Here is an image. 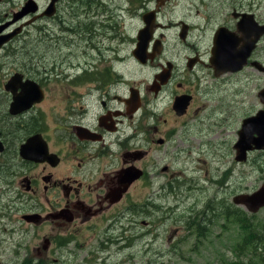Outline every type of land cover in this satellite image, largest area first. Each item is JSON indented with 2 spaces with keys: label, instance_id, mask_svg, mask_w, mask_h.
<instances>
[{
  "label": "flooded vegetation",
  "instance_id": "1",
  "mask_svg": "<svg viewBox=\"0 0 264 264\" xmlns=\"http://www.w3.org/2000/svg\"><path fill=\"white\" fill-rule=\"evenodd\" d=\"M33 1L36 12L7 27L20 6L0 22V264H100L109 250H140L137 243L149 251L151 241L163 239L167 196L185 203L190 216L178 222L184 218L199 237V224H189L198 201L190 203L203 187L193 172L170 174L166 183L163 174L169 162L191 165L193 152L203 153L210 140L197 136L224 130L228 110H209V125L201 117L206 76L224 79L261 62L264 36L241 71L215 76L210 61L219 31L239 38L248 15L263 25L253 6L57 0L48 15L50 0ZM144 30L140 61L135 52ZM13 103L21 108L14 114ZM241 125L228 154L209 148L229 163L214 168L209 187L231 188L229 158L235 162Z\"/></svg>",
  "mask_w": 264,
  "mask_h": 264
},
{
  "label": "rangeland",
  "instance_id": "2",
  "mask_svg": "<svg viewBox=\"0 0 264 264\" xmlns=\"http://www.w3.org/2000/svg\"><path fill=\"white\" fill-rule=\"evenodd\" d=\"M25 1L5 0L1 2L0 22L3 23L6 20V14L7 21L10 20L11 12L24 6ZM37 1L40 5L45 3V0ZM247 1L253 6L257 17L264 21V0ZM45 25H48L47 22ZM31 36L35 37L36 35L31 34ZM35 48L36 46H34ZM261 49L260 57L264 65V38ZM76 51L80 52L78 49ZM73 61L74 63L82 62V58L79 57L78 60L74 59ZM144 79L145 77L140 76L138 82L141 83ZM263 87L264 74L249 68L241 73L224 77V79H215L211 75L206 76V84L202 89H206L210 93L200 96L201 103L207 110L205 113L200 111L201 117L209 125L212 123L209 110H228L224 115L225 131L215 127L207 138L197 136L202 143L208 138L210 140L203 153L198 154L197 151H194L191 165L183 166L182 162L177 164H169V162L170 171L163 174V183L168 181L170 174H179L180 171L193 172L191 176L199 180L203 189L198 194H193L190 206H193L194 201H198V204L195 206V215L189 223H198L199 226H202L204 223L201 220L205 221V227L199 237L197 228L189 230L184 218H180L178 222L181 214H184L185 218L190 216L185 203H176L172 196H167L163 199L164 225L159 227V230L163 232V239L151 241L147 245V247H151L149 251L143 250L144 243L135 244L139 246L140 250L137 248L133 250L131 247V251L126 253L117 254L114 253V249L109 250L102 256L100 264H264L261 261L264 254L261 250H254L256 242H253V239L257 237H264V207L257 213L250 214L243 207L234 205L232 199L235 195L240 194L239 192L251 194L262 184L264 180V152L250 154L248 161L240 165L233 161L234 156L231 155L229 162L233 167L235 166V175L230 180V189L228 187L227 189H217L215 185L210 187L206 185L214 168H223L229 164L228 159L218 160L217 155L223 152L228 154L227 150L233 144L234 133L244 117L249 118L258 110H264V106L257 98V93ZM193 143L196 144L191 142L190 145ZM218 146L217 155L212 156L209 148ZM176 153L177 151L174 155H178ZM259 168L262 170L260 171ZM215 178L219 180L217 174ZM227 184H229V180ZM217 190L219 194L216 195L215 191ZM230 190L231 192H229ZM211 200L213 201L210 202ZM4 201V199L1 200V202ZM236 219L240 220V224L235 223ZM169 237H171L170 241ZM174 246L175 249H173ZM182 255L186 256L188 260L182 259Z\"/></svg>",
  "mask_w": 264,
  "mask_h": 264
},
{
  "label": "water",
  "instance_id": "3",
  "mask_svg": "<svg viewBox=\"0 0 264 264\" xmlns=\"http://www.w3.org/2000/svg\"><path fill=\"white\" fill-rule=\"evenodd\" d=\"M56 2L57 0H50L47 11L48 15H52L54 10L53 7ZM36 11L37 6L35 2L33 0H28L20 11L13 15L12 21L7 24V27L21 19L27 13H34ZM4 28L5 26H2L1 29ZM144 32L145 30L138 34L139 43L137 51L135 52L136 57L140 59V61L143 59L141 57L143 49L139 47L143 42ZM237 32L241 35L239 38H236L232 33H225L222 31L216 34L213 49L211 51L212 58L210 60L215 71V76H219L221 73L225 72L235 73L245 66L246 60L250 57L256 42L264 35V23L262 26H258L257 23L253 21L252 16L248 15V19H242L238 24ZM14 34H16V31L9 33L7 35V41ZM2 43H4V41L0 39V44ZM251 66L259 72L264 73V67L261 64L253 62ZM257 97L260 103L264 105V89L258 93ZM180 100L181 99H178L177 103ZM10 109V113L12 114L21 110V108H17L16 103H13ZM234 149L236 151L235 160L237 162H244L246 160L247 151L264 150V111H259L256 115L243 120ZM233 203L235 205L244 206L250 213H257L259 209L264 207V181L256 192L238 195L234 197Z\"/></svg>",
  "mask_w": 264,
  "mask_h": 264
},
{
  "label": "trees",
  "instance_id": "4",
  "mask_svg": "<svg viewBox=\"0 0 264 264\" xmlns=\"http://www.w3.org/2000/svg\"><path fill=\"white\" fill-rule=\"evenodd\" d=\"M201 222H203L204 224H206L205 221H202L201 220ZM235 222L240 223V220L236 219ZM204 224H202L201 229H203L205 227ZM250 235L252 236L251 233H250ZM253 242H256V245L254 247V250L262 249L264 251V237L263 238H258L257 237L256 239H253Z\"/></svg>",
  "mask_w": 264,
  "mask_h": 264
}]
</instances>
